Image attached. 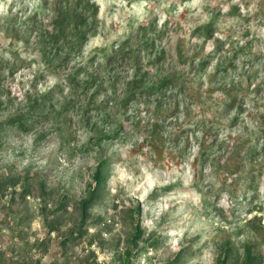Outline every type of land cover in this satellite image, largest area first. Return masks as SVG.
<instances>
[{"label":"rangeland","instance_id":"rangeland-1","mask_svg":"<svg viewBox=\"0 0 264 264\" xmlns=\"http://www.w3.org/2000/svg\"><path fill=\"white\" fill-rule=\"evenodd\" d=\"M88 1L95 29L82 45L69 36L74 50L65 45L56 59L41 34L77 0H0V181L21 177L32 189L24 205L0 198V264L30 252L65 264L59 243L77 213L70 205L47 235L40 186L75 204L91 194L101 162L104 189L70 264H124L138 208L144 234L130 264H166L180 252L181 264H217L227 246L228 264L250 249L264 256V0ZM80 66L87 92L71 83ZM135 79L175 86L161 104L142 93L121 110ZM21 115L29 132L1 126ZM120 125L118 137L100 139Z\"/></svg>","mask_w":264,"mask_h":264},{"label":"trees","instance_id":"trees-1","mask_svg":"<svg viewBox=\"0 0 264 264\" xmlns=\"http://www.w3.org/2000/svg\"><path fill=\"white\" fill-rule=\"evenodd\" d=\"M98 14V8L92 4L88 0H77V3L73 7H63L60 6L56 12V17L53 20L52 28L51 30H47L42 32L41 39L46 44H52L53 50H55V54H53V58H61L63 56V53L65 52L64 46L68 45L70 50H74V47H70V43L68 42L69 36L72 38L69 40H77V45H82L86 42L88 39V35L93 32L95 29V21L94 18ZM80 18V21L77 20V18ZM45 37H47L48 40H45ZM145 46L147 49L154 50V41L153 40H145ZM143 45V44H142ZM45 51L46 49L43 48ZM51 50V51H53ZM151 50V51H152ZM135 50L134 52H137ZM151 53L150 55H152ZM154 55V54H153ZM163 55L159 54L158 56L155 55L154 60H151L153 63H158L162 59ZM86 66H80L79 70H74L73 68V74L74 78L71 80V83L74 87H77V89L83 88V92L88 91V85L89 80L85 76L90 75L87 73V70L85 68ZM2 69L0 68V72ZM83 76V79L80 78V76ZM77 79L78 81L76 82ZM1 82V81H0ZM1 84V83H0ZM104 83L101 82L99 86H102ZM135 84V85H134ZM1 86V85H0ZM133 86V87H132ZM175 86V82L172 79H165L163 81H159L157 83H154L153 85H146L144 84V81L141 82L137 79L133 80L131 82L130 91H127V95L123 98L121 101V110L126 109V107L130 104V102L135 101L138 95H141L142 93H148L151 97H157L156 102L157 104L162 103V98L164 97V92L168 88H172ZM101 88V87H100ZM100 88L97 90L96 95H98ZM74 96L77 95V92H73ZM161 95V96H160ZM73 99L71 97V100L69 101V104L64 106L62 112H67L71 107H73ZM164 99V98H163ZM91 102L90 104H93V98H90ZM161 106V105H160ZM107 110L102 108L99 110V120L106 121L108 118L107 116ZM90 112V108L86 109L84 112V122L87 123L90 117L87 116V114ZM60 113V112H59ZM62 114V113H60ZM33 119V118H32ZM96 123V122H95ZM4 125H12V126H19L23 130L29 132L32 129V124L29 123V117L28 116H14L11 117L7 122L1 124V126ZM122 125H120L116 130L113 132L103 135L100 139L105 140H112L115 139L120 135V130H122ZM100 143V140L98 141ZM103 162L99 164V168L97 170V173L94 176L95 184L92 189L91 194L79 201L75 204H72V197L67 194H61L56 188H50L47 187L44 183L40 186V195L38 198L41 201V208L39 209L40 214L44 216V221L46 226L48 227V233L47 235H51L52 233L57 232L62 228L63 222L66 216L69 214L70 205L74 207V210L77 213V217L75 220V225L73 228L66 233L65 237L61 238L60 241V247L62 249V256L64 257V263L70 264L72 256L70 255V250L73 247H76L79 244H82L84 241V238L86 237L88 233V229L91 223V211L93 207L96 205L97 200L99 199L103 189H104V183L106 180L105 175L103 174ZM58 198L54 199L56 195H58ZM11 197V201L15 203L14 200L18 198L17 201H20L21 205H24L28 198L32 195V189L29 182L26 181L25 178H16L12 177L9 178L7 181H0V198ZM55 205L54 208L52 206ZM134 213V214H133ZM133 216V222L135 224V233L132 236L131 244L132 249L127 250L125 255L126 258L124 259V264H130L131 258L139 251V243L143 238V228L140 222V214L141 209L138 208L137 210H134L132 212ZM28 221V220H26ZM30 221V219H29ZM23 223V221H21ZM28 223V222H26ZM21 235V234H20ZM24 237V235H22ZM21 238V237H20ZM36 246V243H34L31 247L33 249ZM39 251H45L42 253V256L46 253L47 246L44 243H40L38 247ZM35 249V250H36ZM181 252L178 253V255L171 261H169L166 264H181ZM231 256V248L230 246H227L226 248L222 249L221 253L219 254L217 264H228V261ZM15 259L16 264H40L41 259L35 258L31 256V252L21 259ZM91 260V256L89 259H87L85 262L79 261L78 264H96V262ZM239 264H264V256L259 254L258 252L254 251L253 249H250L247 254L243 257V259L238 260Z\"/></svg>","mask_w":264,"mask_h":264}]
</instances>
